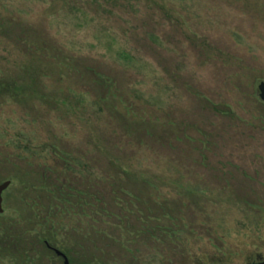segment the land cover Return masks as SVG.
<instances>
[{
  "label": "rangeland",
  "instance_id": "obj_1",
  "mask_svg": "<svg viewBox=\"0 0 264 264\" xmlns=\"http://www.w3.org/2000/svg\"><path fill=\"white\" fill-rule=\"evenodd\" d=\"M261 82L264 0H0V264L264 260Z\"/></svg>",
  "mask_w": 264,
  "mask_h": 264
},
{
  "label": "water",
  "instance_id": "obj_2",
  "mask_svg": "<svg viewBox=\"0 0 264 264\" xmlns=\"http://www.w3.org/2000/svg\"><path fill=\"white\" fill-rule=\"evenodd\" d=\"M258 90L260 91V98L262 101H264V82H261ZM11 182H5L0 184V214L4 213V209H3V203H4V199H3V193L5 191H7L9 189ZM56 254L60 257H62V259L64 260V264H70V261L68 260L67 256L64 255L61 251L54 249ZM253 264H264V261L262 262H257V263H253Z\"/></svg>",
  "mask_w": 264,
  "mask_h": 264
},
{
  "label": "trees",
  "instance_id": "obj_3",
  "mask_svg": "<svg viewBox=\"0 0 264 264\" xmlns=\"http://www.w3.org/2000/svg\"><path fill=\"white\" fill-rule=\"evenodd\" d=\"M58 195V194H57ZM84 195V194H83ZM60 198H62V200H63V197H60ZM84 198H85V195H84ZM84 198L82 199V200H84ZM86 199H88V198H86ZM69 200V199H68ZM64 201V200H63ZM98 202H99V200H98ZM93 206H95L94 204H92ZM65 255L67 256V254L65 253ZM68 257V256H67ZM258 261H262L261 259H259ZM226 264V263H225Z\"/></svg>",
  "mask_w": 264,
  "mask_h": 264
}]
</instances>
